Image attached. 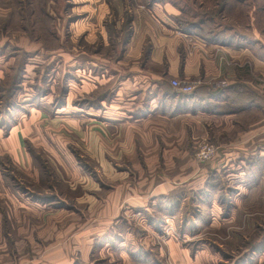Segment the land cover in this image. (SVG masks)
Returning <instances> with one entry per match:
<instances>
[{"label":"crops","instance_id":"0c3cea01","mask_svg":"<svg viewBox=\"0 0 264 264\" xmlns=\"http://www.w3.org/2000/svg\"><path fill=\"white\" fill-rule=\"evenodd\" d=\"M41 3L45 14L51 15L56 12L59 0H0V21L8 19V15L16 10L18 18L20 12H26L28 20L38 22ZM60 3L64 5V14L69 17L63 58L56 53L48 58L58 60L59 66L63 64L65 74L70 77L66 108L72 109L69 113L66 111L70 118L65 119V124L79 131L84 127L82 122L86 116L93 118L88 119L89 126L85 128L97 133L94 140L92 136L89 138L92 152V141L102 140L107 146L105 139L113 131L121 130L125 133L124 139L129 140L128 143L121 139L119 133L115 141L121 152L117 149L107 154L111 161L119 160L123 154L132 166L131 170L117 167V172L109 171V175L103 172L114 182L111 193L100 200L96 211L101 214L94 221L103 223L105 228L117 218L121 227L127 220L121 223L123 218L119 214L129 211L137 213L136 218L144 220V225L155 234L151 238L135 239L130 234L123 238L121 231L112 227L111 237L105 238V232L101 233L100 238H105L101 248L112 250L125 261L124 264H227L222 262L227 259L220 257L218 250L211 251L209 242L190 252L170 232L164 236L160 228L163 225L177 230V222L182 228V237L188 230L200 236L201 228L206 227L208 230L223 225L247 228L248 212L256 216L252 211L258 213L262 210L264 0H223V24H216L221 17L213 15L209 24L214 21V29L205 35L203 28L181 25L178 21L181 11L167 0H60ZM21 19L25 21V16ZM38 28L33 22L29 28L31 31L27 29L25 33L29 34L21 38V49L37 52L39 44L33 36L38 33ZM98 37L112 39L113 48L109 52L114 54L113 58L99 54L103 43L97 46ZM75 43L80 46L78 54ZM83 43L97 46L96 52L91 55L84 52L81 49ZM4 44L0 43V53L7 46ZM5 69V62L0 60V79ZM181 79L198 83L193 94L183 96L173 91L169 82ZM94 90L100 93L96 107L82 111L71 105L76 98ZM32 111H35L32 115L37 116L42 110L32 108ZM154 119L160 121V127ZM34 123V118L26 122L21 120L9 134L0 129V239L2 234H9L4 229L13 228L14 223L18 229L26 223L24 208H32L35 212L40 210L36 204L24 202L22 187H10V175L2 170V158L6 155L18 169L28 168L22 141L25 137L32 141L38 139L37 133L32 136L40 131ZM192 127L195 136H206L220 149L219 155L209 162L211 172L213 170L214 179L223 173L228 187L235 186L225 187L222 195L215 182L204 188V173L195 177L193 172L189 182L187 177L171 175L172 170L159 176L153 171L139 170L130 139L139 138L143 142L158 129L169 136L170 145H175L188 138L187 132ZM151 146L146 143L142 150ZM65 168L67 174L71 172L69 166L65 165ZM115 176L117 179L113 178ZM119 178L122 184L117 183ZM152 178L159 181L153 184ZM135 179L140 182L135 184ZM63 205L62 209L72 211L69 204L65 202ZM109 207L113 214H109ZM225 210L227 214L223 215ZM184 211H193V215L185 218ZM86 227L87 230L88 222ZM161 236L166 248L160 246L155 253V249L152 251L149 246L152 244L155 248ZM125 239L131 241V250L126 248ZM81 241L77 248L82 262H85L86 251L85 247H80ZM246 252L239 257L240 264L255 258L254 251L250 255Z\"/></svg>","mask_w":264,"mask_h":264},{"label":"rangeland","instance_id":"374dc122","mask_svg":"<svg viewBox=\"0 0 264 264\" xmlns=\"http://www.w3.org/2000/svg\"><path fill=\"white\" fill-rule=\"evenodd\" d=\"M167 1L177 6V10L181 11L178 21L182 25L203 28V35L214 29V21L210 24L208 22L213 15L221 17V20L215 21L216 24H223V0ZM63 7L64 5L59 0V4L55 6L56 12L51 15L48 13L50 16L48 17L41 3L42 13H40L38 22L28 20L26 12H20L21 16L18 18L19 14L16 13V10L8 15V19L0 21V43L7 45L0 53V60L6 64V71L0 79V129L4 130L5 134H9L21 120L26 122L33 118L35 119L34 125L40 129L32 135L34 137L37 133V140L23 138L22 148L28 161L26 170L18 169L9 155L2 158V170L7 171L10 175L9 186L22 187L24 202L29 205L36 204L40 210L35 212L36 210H32V208L29 210L24 208L26 223H22L18 229H16L15 223L13 228L4 229V232H9V234H2L3 238L0 239V264H124L125 261L113 254L112 250L101 248L104 239L112 236V227L121 231L123 238H127L128 234L135 239L155 236L153 231L144 225V220L136 218L137 213L129 211L119 214L123 218L121 223L127 220L121 227L118 226L117 218L109 222L105 228L103 223L94 221L95 218L100 217L97 215L101 214L100 211H96V208L101 204L100 200L105 199L113 187L112 182L114 181L107 179L108 177L104 173L106 175H109V171L115 173L118 170L117 167L131 170L132 163L125 160L126 157L123 154L119 160L112 161L108 156L118 149L119 144L115 140L119 133L121 139L128 143L129 140L124 139L125 133H122L121 130L113 131L107 134L105 139L108 142L107 146L102 140L92 141V145L94 144L92 152L89 148V143L91 144L89 138L92 136L94 140L97 133L92 130L90 134L89 128L87 130L85 128L89 126L88 119L92 120L93 118L84 117L82 122L84 127L79 128V131H75L65 124V119L70 118L66 111L69 113L72 109L71 107L66 108V99L70 89L67 83L70 77L65 74L63 64L59 66L58 60L51 61L48 58L55 53L61 54V58H63L64 43L67 39L66 32L68 33L66 27L69 20V17L64 14ZM23 16H25V21L21 19ZM33 22L37 23L39 27L38 33L33 36L35 42L39 44L36 53L27 52L19 46L21 38L29 34L25 33L27 29L28 32L31 31L29 28ZM6 30H8L7 33ZM98 38L97 46L103 43L99 54L107 56L108 59L113 58L114 54L109 52L110 48H113L112 39ZM79 47L77 43V54L80 53ZM81 47L84 52L89 54L96 52V47L91 44L89 46V44L83 43ZM177 81L195 82L189 79ZM173 91L175 92L174 89ZM99 94L97 90H94L90 94L87 93L76 98L71 105L82 109V111L85 110L84 108L96 107ZM32 108H40L42 111L34 117L32 112L35 111H32ZM37 117L38 120H36ZM71 118H74V115ZM153 121L157 127H160L158 119ZM194 131L193 127L189 128L188 138H184L182 142L175 145H170L169 136L158 129L153 130V135L149 138L153 140V143L148 137L143 142L139 138L130 139L133 151L137 154L139 170L153 171L158 176L172 170L171 175L187 177L189 182H191L193 172L196 173L195 177L204 173L206 176L204 188L207 189L209 183L215 182L216 188H220L222 195L225 187H228V182L224 179L225 175L221 173L214 179V172L213 170L211 172L209 167V162L219 155L220 149L206 136H195L196 132ZM176 134L178 135V133ZM146 143L147 145L152 144V146L143 151L142 147ZM205 144L213 145L216 148V153L210 161L201 162L196 155L199 148ZM118 150L121 152L120 149ZM146 160L150 163H147ZM65 165L69 166L71 170L68 174ZM110 176L112 177V175ZM117 177L113 178L117 179ZM158 181L157 178H152L153 184ZM122 182L119 178L117 183L122 184ZM138 182L140 181L134 180L135 184ZM234 187L232 185L228 188ZM227 194L230 193L227 191ZM65 202L72 207V211L62 209ZM26 206L24 205V207ZM192 212L184 211L183 216L190 217L193 215ZM252 212L257 215L254 216L250 211L248 212L247 228L235 229V226L223 225L208 230L206 227L200 230L202 236L197 235L193 230H188L184 236L186 238L180 235L182 228H179L180 224L178 225L177 222V230L166 228L163 225L160 229L164 231V236L170 232L172 237L181 242V245L190 252H193L194 248L200 244L209 242L213 253L218 250L221 254L220 257H226L227 261L222 259V262L240 264L239 257L243 252L247 251L246 253L250 255L254 251L255 258L248 260L246 264H264V203L262 210H258V213L257 211ZM109 214H113L110 207ZM225 214H227L226 210L223 212V215ZM87 222L88 229L86 230ZM256 225L257 227H255ZM172 230L173 232H171ZM102 232H105L103 239L100 238ZM85 236L87 237L84 238ZM80 241V247H85L86 251L85 262H82L78 253L77 247ZM124 242L128 244L126 248L131 250V241ZM69 243H71V248H69ZM156 243L155 248L152 247V244L149 246L150 250L154 251L153 249H155V253L159 251L158 247L160 246L163 249L166 248L164 237L161 236L159 243Z\"/></svg>","mask_w":264,"mask_h":264},{"label":"built area","instance_id":"2783aa9c","mask_svg":"<svg viewBox=\"0 0 264 264\" xmlns=\"http://www.w3.org/2000/svg\"><path fill=\"white\" fill-rule=\"evenodd\" d=\"M197 85V82L189 83L186 81H171V86L175 92L183 96H189L193 94ZM215 153L216 148L213 145L205 144L199 148L196 156L199 161L208 162L214 157Z\"/></svg>","mask_w":264,"mask_h":264},{"label":"trees","instance_id":"16d2710c","mask_svg":"<svg viewBox=\"0 0 264 264\" xmlns=\"http://www.w3.org/2000/svg\"><path fill=\"white\" fill-rule=\"evenodd\" d=\"M208 22H209V21H208ZM208 22H207V23H208ZM181 25H182V24H181ZM196 27H197V26H196Z\"/></svg>","mask_w":264,"mask_h":264}]
</instances>
